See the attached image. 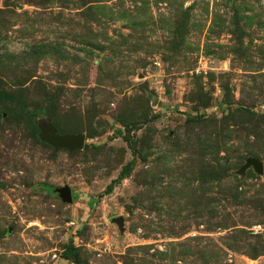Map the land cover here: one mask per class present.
I'll use <instances>...</instances> for the list:
<instances>
[{"label":"rangeland","instance_id":"rangeland-1","mask_svg":"<svg viewBox=\"0 0 264 264\" xmlns=\"http://www.w3.org/2000/svg\"><path fill=\"white\" fill-rule=\"evenodd\" d=\"M0 98V264H264V0H0Z\"/></svg>","mask_w":264,"mask_h":264},{"label":"water","instance_id":"water-1","mask_svg":"<svg viewBox=\"0 0 264 264\" xmlns=\"http://www.w3.org/2000/svg\"><path fill=\"white\" fill-rule=\"evenodd\" d=\"M52 134L48 139V142L53 145L55 148H64L68 149L69 151H76L81 150L85 144V138L80 135H67V136H57L55 131L51 130ZM247 165H252L254 170L258 173H261L262 168L258 164V162L254 159H250L247 161ZM53 193H56L63 203L70 204L72 203V194L69 188L62 187V188H55L53 189ZM113 222L120 223L121 219L116 218L113 219Z\"/></svg>","mask_w":264,"mask_h":264},{"label":"trees","instance_id":"trees-1","mask_svg":"<svg viewBox=\"0 0 264 264\" xmlns=\"http://www.w3.org/2000/svg\"><path fill=\"white\" fill-rule=\"evenodd\" d=\"M1 99V98H0ZM130 131L127 130V134H129ZM126 142L129 144L130 142L128 141V139H125ZM87 145H85L84 147H86ZM133 167L132 165H127L126 167H123L122 170L119 172L118 176L116 177V179H114L105 189V191L102 193V195L98 196L99 198H101L102 196H107L110 195L113 191V189L118 186L125 178H127L129 176V174L131 173ZM69 250H72V246L68 247ZM68 253L65 252L63 254V259L67 260ZM74 262H78V257L77 255L74 254Z\"/></svg>","mask_w":264,"mask_h":264}]
</instances>
